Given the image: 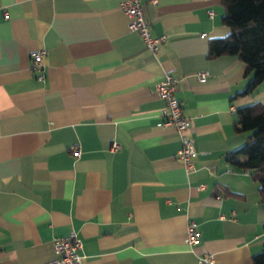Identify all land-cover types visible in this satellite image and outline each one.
Wrapping results in <instances>:
<instances>
[{
	"label": "crops",
	"instance_id": "0c3cea01",
	"mask_svg": "<svg viewBox=\"0 0 264 264\" xmlns=\"http://www.w3.org/2000/svg\"><path fill=\"white\" fill-rule=\"evenodd\" d=\"M121 1L0 0V264H44L70 233L83 264H198L201 254L251 264L264 204L225 155L246 136L233 130L234 110L264 103V81L239 95L243 64L206 56L230 31L220 0H141L151 34L166 36L155 54L128 29ZM40 49L41 80L30 61ZM165 73L189 122V171L175 160L178 134L159 126ZM188 222L199 236L191 247Z\"/></svg>",
	"mask_w": 264,
	"mask_h": 264
},
{
	"label": "trees",
	"instance_id": "16d2710c",
	"mask_svg": "<svg viewBox=\"0 0 264 264\" xmlns=\"http://www.w3.org/2000/svg\"><path fill=\"white\" fill-rule=\"evenodd\" d=\"M220 23L229 29L225 37L208 41L206 56L231 55L245 67L248 82L239 95L251 94L264 81V0H220ZM233 130L246 133L241 146L226 160L256 182L259 202L264 204V103L253 102L234 110ZM222 194L234 195L225 188ZM251 256V264H264V243Z\"/></svg>",
	"mask_w": 264,
	"mask_h": 264
},
{
	"label": "built area",
	"instance_id": "2783aa9c",
	"mask_svg": "<svg viewBox=\"0 0 264 264\" xmlns=\"http://www.w3.org/2000/svg\"><path fill=\"white\" fill-rule=\"evenodd\" d=\"M119 9L129 19L128 29L131 32L137 33L142 39L145 48L155 54L161 44L166 41L165 35L154 36L150 32L149 23L144 20L142 14L141 0H122L119 3ZM208 17H211L212 12H206ZM46 55L45 50L40 49L31 53V71L38 79H43V59ZM198 81L202 82L206 78V73L201 72L196 75ZM177 85V78L169 73H165L161 80L155 86V93L163 100L164 106L161 110L162 120L159 126L168 128L174 131L179 136L180 148L175 152V160L180 162L183 170L189 171L193 168V160L196 157L194 146L186 130L189 122L182 114L176 97L175 86ZM114 149L117 147L113 146ZM73 156L78 157L80 150L77 147L71 150ZM201 187V186H200ZM193 222H188L185 227L184 244L188 247L193 246L199 240L198 231ZM81 248V241L70 233L67 236L59 237L53 242V258L44 264H83V257L79 254ZM198 264H214L211 254H201L197 256Z\"/></svg>",
	"mask_w": 264,
	"mask_h": 264
}]
</instances>
